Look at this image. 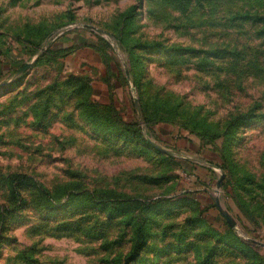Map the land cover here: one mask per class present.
Wrapping results in <instances>:
<instances>
[{
    "label": "rangeland",
    "instance_id": "1",
    "mask_svg": "<svg viewBox=\"0 0 264 264\" xmlns=\"http://www.w3.org/2000/svg\"><path fill=\"white\" fill-rule=\"evenodd\" d=\"M58 2L0 0V264H264V0Z\"/></svg>",
    "mask_w": 264,
    "mask_h": 264
},
{
    "label": "crops",
    "instance_id": "2",
    "mask_svg": "<svg viewBox=\"0 0 264 264\" xmlns=\"http://www.w3.org/2000/svg\"><path fill=\"white\" fill-rule=\"evenodd\" d=\"M44 0H18V3H30V8L31 10H34L35 6H39V4H41ZM52 1V0H49ZM59 1V5H63L65 3L64 6H62L60 9L69 11L72 16H74L75 19H79L81 18L79 10H82L84 8H86V4L88 2V0H73V2H70V0H57ZM97 2H99V0H96ZM75 4L76 6L74 7ZM33 6V7H32ZM141 6V5H140ZM144 6L142 5L140 9H142ZM136 8L138 9V7L136 6ZM135 8V9H136ZM77 21V20H75ZM76 24V23H73ZM80 42V41H79ZM80 49H78L79 51ZM85 50V49H84ZM76 50H72L69 54V56L73 55L74 53L78 52ZM92 51V50H91ZM93 52V51H92Z\"/></svg>",
    "mask_w": 264,
    "mask_h": 264
},
{
    "label": "water",
    "instance_id": "3",
    "mask_svg": "<svg viewBox=\"0 0 264 264\" xmlns=\"http://www.w3.org/2000/svg\"><path fill=\"white\" fill-rule=\"evenodd\" d=\"M135 104H137V102H135ZM157 147L160 148V149H162L160 146H157ZM221 180H222V175L220 176L219 180L217 181V187L220 186ZM216 204H217V206H218L220 209L222 208V206H221L220 203H219L218 198H216ZM221 211H222L223 214L225 215V217H226V219L228 220V222H229L230 224H232V221L229 219V217L227 216V214H226L222 209H221Z\"/></svg>",
    "mask_w": 264,
    "mask_h": 264
},
{
    "label": "trees",
    "instance_id": "4",
    "mask_svg": "<svg viewBox=\"0 0 264 264\" xmlns=\"http://www.w3.org/2000/svg\"><path fill=\"white\" fill-rule=\"evenodd\" d=\"M191 172V171H190Z\"/></svg>",
    "mask_w": 264,
    "mask_h": 264
}]
</instances>
